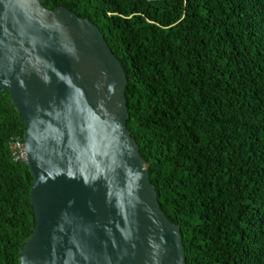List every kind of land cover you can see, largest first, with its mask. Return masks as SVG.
<instances>
[{"label":"trees","instance_id":"obj_1","mask_svg":"<svg viewBox=\"0 0 264 264\" xmlns=\"http://www.w3.org/2000/svg\"><path fill=\"white\" fill-rule=\"evenodd\" d=\"M88 17L127 74V127L186 264H264V0H41ZM0 94V264L33 231L34 179Z\"/></svg>","mask_w":264,"mask_h":264},{"label":"water","instance_id":"obj_2","mask_svg":"<svg viewBox=\"0 0 264 264\" xmlns=\"http://www.w3.org/2000/svg\"><path fill=\"white\" fill-rule=\"evenodd\" d=\"M127 82L88 17L0 0V94L23 119L34 179L19 264H186L127 127Z\"/></svg>","mask_w":264,"mask_h":264},{"label":"built area","instance_id":"obj_3","mask_svg":"<svg viewBox=\"0 0 264 264\" xmlns=\"http://www.w3.org/2000/svg\"><path fill=\"white\" fill-rule=\"evenodd\" d=\"M10 150L15 161H27L24 141L21 138H13L10 144Z\"/></svg>","mask_w":264,"mask_h":264}]
</instances>
